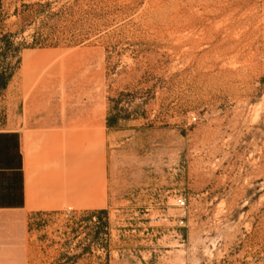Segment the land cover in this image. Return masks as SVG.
<instances>
[{"label":"rangeland","instance_id":"1","mask_svg":"<svg viewBox=\"0 0 264 264\" xmlns=\"http://www.w3.org/2000/svg\"><path fill=\"white\" fill-rule=\"evenodd\" d=\"M0 130L77 175L0 264H264V0H0Z\"/></svg>","mask_w":264,"mask_h":264},{"label":"crops","instance_id":"2","mask_svg":"<svg viewBox=\"0 0 264 264\" xmlns=\"http://www.w3.org/2000/svg\"><path fill=\"white\" fill-rule=\"evenodd\" d=\"M73 134L76 132L73 131ZM54 142L36 148L18 130H0V231L29 212L63 209L77 201L75 157L59 158ZM64 165L60 172L56 165ZM0 240V252H8ZM4 247V248H3Z\"/></svg>","mask_w":264,"mask_h":264}]
</instances>
